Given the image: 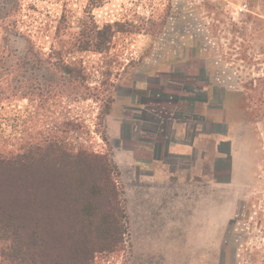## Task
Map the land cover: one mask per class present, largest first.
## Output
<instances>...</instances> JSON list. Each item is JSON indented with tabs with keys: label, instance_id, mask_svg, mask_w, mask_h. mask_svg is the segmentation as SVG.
Here are the masks:
<instances>
[{
	"label": "rangeland",
	"instance_id": "obj_1",
	"mask_svg": "<svg viewBox=\"0 0 264 264\" xmlns=\"http://www.w3.org/2000/svg\"><path fill=\"white\" fill-rule=\"evenodd\" d=\"M106 38L97 50L95 43ZM0 45L13 57L0 70V134L31 143L58 137L74 150L108 156L116 167L120 229L108 235L94 264L141 261L134 211L126 210L122 124L137 117L143 95L163 97L169 89L160 83L182 79L191 68L200 79L204 69L216 71L234 89L239 163L224 188L223 253L218 246L199 258L202 264L206 257V264H264V0H0ZM30 47L44 53L41 62ZM27 53L25 70L16 63ZM185 240L175 252L195 264L188 252L199 239Z\"/></svg>",
	"mask_w": 264,
	"mask_h": 264
},
{
	"label": "crops",
	"instance_id": "obj_2",
	"mask_svg": "<svg viewBox=\"0 0 264 264\" xmlns=\"http://www.w3.org/2000/svg\"><path fill=\"white\" fill-rule=\"evenodd\" d=\"M207 72L200 79L191 68L182 79L160 83L169 89L163 97L143 95L137 117L122 124L126 210L134 211L140 264H184L186 253L175 251L189 235L199 239L188 252L196 255L193 263L202 264L199 256L218 246L223 253L224 188L237 174L238 126L234 89L222 85L216 71Z\"/></svg>",
	"mask_w": 264,
	"mask_h": 264
},
{
	"label": "trees",
	"instance_id": "obj_3",
	"mask_svg": "<svg viewBox=\"0 0 264 264\" xmlns=\"http://www.w3.org/2000/svg\"><path fill=\"white\" fill-rule=\"evenodd\" d=\"M28 51L42 61V51ZM11 52L0 45V70ZM27 56L17 55L19 68L26 70ZM4 89L0 81V104ZM115 174L108 156L74 150L58 137L31 143L0 134V264H94L121 224Z\"/></svg>",
	"mask_w": 264,
	"mask_h": 264
}]
</instances>
